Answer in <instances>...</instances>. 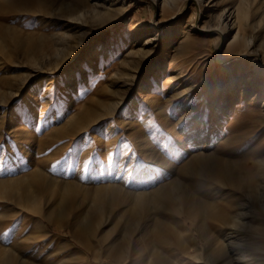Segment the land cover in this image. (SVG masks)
<instances>
[{
    "label": "rangeland",
    "instance_id": "1",
    "mask_svg": "<svg viewBox=\"0 0 264 264\" xmlns=\"http://www.w3.org/2000/svg\"><path fill=\"white\" fill-rule=\"evenodd\" d=\"M93 1L95 9L72 0H0V240L25 243L20 250L35 264H152L158 257L199 264L194 248L203 259L206 244L218 251L221 241L211 237L227 242L221 230L238 212L242 236L259 245L264 196L234 191L217 169L234 172L254 149L264 156V75L252 70L250 56L231 85L224 62L244 56L228 41L216 48L211 29L222 8L239 9L241 31L253 35L262 63L264 0H203L201 9L185 0L182 10L164 0ZM227 31L232 38L236 27ZM69 50L71 63L57 66L59 52ZM68 191L73 208H102L89 251L71 259L59 244L72 239V218L55 227L38 215L59 218ZM160 191L186 194L196 206L192 217L161 208ZM19 195L31 198L27 216L17 209ZM201 200L221 205L228 220L196 215ZM131 251L138 261L126 256ZM249 256L264 264V252Z\"/></svg>",
    "mask_w": 264,
    "mask_h": 264
},
{
    "label": "bare ground",
    "instance_id": "2",
    "mask_svg": "<svg viewBox=\"0 0 264 264\" xmlns=\"http://www.w3.org/2000/svg\"><path fill=\"white\" fill-rule=\"evenodd\" d=\"M90 1L91 0H72V2L75 3L77 6L80 4H83L84 6L88 5V7H91V9L97 8L98 2L93 1L91 3ZM179 1L180 0H164V5H169L173 8L178 7L177 10H182L185 5V0H182L181 5L179 4ZM191 1L193 2L194 5L196 4V6L199 7V9L202 8L203 0H191ZM109 2H111L112 4V2H117V0H109ZM199 13L200 12H198L197 14V18L199 17ZM175 16L176 15H173L172 17H175ZM242 17H244V15L239 9H236L234 7L230 11L229 9L224 7L218 14V20L215 23V26L211 29L212 33H217V36H218L216 48L222 47V42L228 41L229 48H231L232 50H236L238 53L237 55L244 56L234 61L233 63L228 62V61L224 62V67L227 70L228 74L232 73L231 78H233V80L230 81L231 85L234 84V82H236L238 78H240L239 75L241 74L242 69L244 68L245 59L249 58L250 56H254L251 62L252 66H254L252 70L255 69L257 73L264 75V61L261 63L260 58H259V54H262V53L258 51V49L251 48V46L254 44L253 35L252 34L249 35L246 32L241 31L240 19H243ZM195 20H198V19H196V17H193L192 19L193 23ZM194 25L196 24L194 23ZM228 26H230V28H233V26L236 27V31L234 32V35L232 38H230L229 36L231 33H227ZM1 29L2 28H0V30ZM165 34L168 39L172 37L173 34H172L171 25H168L165 27ZM71 53H72L71 50H69L68 52H64V51L59 52L62 58L61 60H59V62H57V66L60 65L63 61H67V60H68L67 64L71 63V61L69 60V58L73 56V54ZM67 69H70V67H68ZM172 78L174 77L172 76ZM250 79L251 78H247L243 82L244 87H247L250 85ZM226 82H227V79H226ZM183 91L184 89L181 91H178L179 93L177 92V95H182ZM212 101H213V104L211 105L212 110L215 112V109L217 106L214 102L216 101L215 100H212ZM196 129L199 130L198 127ZM240 150L241 149H239L238 151ZM260 153L261 152L259 149H254L250 160H247V162H245V160L238 161L235 164L236 168H234L235 169L234 172L228 171L227 168L219 167L217 169L218 179L229 184V186L231 182L232 184L234 182L232 188L234 189V191L236 192L238 191L240 194H247V195L249 194L251 196H257V195L264 196V156L256 158L258 154ZM66 183L71 184V185L73 184L70 181H66L65 184ZM109 187H110L109 189L113 191L116 190L115 185H109ZM214 189L216 191L217 188H214ZM213 193H217V192H213ZM156 198H157V201L160 202L159 205L161 208H165L168 210L170 209L171 211L177 214L188 212L189 215L192 217V213H194L193 209L195 210L196 208V206L192 203L193 201L191 202L186 198V194L170 196L169 194L167 195L163 191H160L156 193ZM175 198H179L181 200L176 203L174 202ZM17 199H19L17 200V202L19 206H21V207H17V209L22 210V211L24 209L26 212L25 215L27 216L30 213L29 212L30 211L29 201L31 202L30 196L29 195H19L17 196ZM262 200L263 199L261 198L260 201L262 202ZM73 201H75L74 197L69 191L61 195L60 200L58 202V207L60 208L59 218H57L56 215L53 214V212L41 213L38 211V209H35L34 207L35 211L39 212L38 215H39L40 220L42 221L45 220L48 222L50 221L55 227H64V224L68 220V217L72 218V222H71V224L73 225L72 230H71L72 239L67 238V240L64 243L59 244L60 247H62L66 251L65 254L66 256H68L69 259L73 257L75 251H81L82 253H85V254L87 253V251H89V248L91 247L90 239L96 236L98 227L100 226V223L102 222L101 221L102 219V208L101 207L100 208L96 207L93 211L87 208H84L81 211L78 209L79 207L73 208L74 203H76V201L74 203ZM200 204L201 205L199 206L201 210L204 209V211H201V212L196 211V215L203 216V214L205 215L206 213H209V216L212 218L219 219V220L220 219L228 220L227 218L229 216L227 212L225 211V209L221 207V205L217 206V205L211 204L210 202H207L206 200H201ZM138 205H141V204H138ZM181 205H184V206H181ZM134 209L135 207L131 205V207L128 208V212L130 214H133L135 213ZM256 211L259 215L264 216V212L261 209L256 210ZM210 213L214 216L210 215ZM11 216H14V215H11ZM131 216L132 215H130L129 218H131ZM161 223H162L161 227L163 226L167 228L169 225L172 226L171 224H165L166 222H163V221H161ZM228 223H230V225L226 228L227 230H223V229L221 230L223 231L222 233H224L223 236H226L228 241L225 242L221 238V236H212L211 237L212 242L217 243V241L220 240L221 247L218 249V251L212 252L210 251V246L206 244L204 248V250L206 251V256H207L206 259L205 257L203 259V256H202L203 252L200 251V247L199 246L195 247L194 248L195 253L193 257V260L195 261V263L217 264L216 260L219 259L218 257H221V255L224 254L225 256L223 257L221 264H255L252 259L253 257L249 256V253L253 249L264 252V232L258 233V236L261 237V239L259 241V245H257L256 242L255 243L250 242L245 237L242 236L243 233L241 232V229L243 226L240 227L242 224V221L238 217V212L236 214L231 215V218L229 217ZM0 225H1V221H0ZM249 229H250V226H249ZM244 231H247V230H244ZM254 233H257V232H254ZM24 245L25 243L23 242L22 243L16 242V243L9 244L7 242H4L1 239L0 240V264H35L34 262L27 260L28 259L27 256L24 254L23 251L20 250V248H22ZM221 249H223V252L221 251ZM134 254H135V251H131L126 256L130 258H134L136 262L138 261V259L136 257H131ZM172 260L173 261L171 262V260L168 261L164 259L163 257H158L157 259L154 260L152 264H180L178 262V259L173 258ZM256 264H262V263L256 262Z\"/></svg>",
    "mask_w": 264,
    "mask_h": 264
},
{
    "label": "snow or ice",
    "instance_id": "3",
    "mask_svg": "<svg viewBox=\"0 0 264 264\" xmlns=\"http://www.w3.org/2000/svg\"><path fill=\"white\" fill-rule=\"evenodd\" d=\"M83 179V178H82Z\"/></svg>",
    "mask_w": 264,
    "mask_h": 264
}]
</instances>
